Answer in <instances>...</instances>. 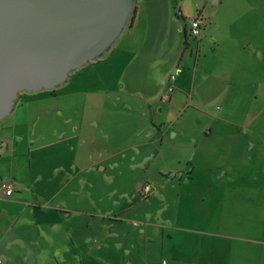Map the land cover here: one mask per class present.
Here are the masks:
<instances>
[{"label":"crops","instance_id":"obj_1","mask_svg":"<svg viewBox=\"0 0 264 264\" xmlns=\"http://www.w3.org/2000/svg\"><path fill=\"white\" fill-rule=\"evenodd\" d=\"M171 2L135 0L132 21L124 28V36L118 37L106 56L91 60L89 71L78 74L73 84L74 90L86 85L84 101L94 114L85 115H94L91 122L100 120H95L99 113H116L122 116L120 122L141 126V130L127 134V143L116 146L117 150L132 148L131 157L137 154L136 161L128 162L136 164L130 166L133 174H148L144 184L150 185V191L142 198H147L151 185L159 180V205L154 212L148 206L144 210L131 209L116 200V187L98 191L91 183L86 186L93 170H110L111 174L103 175L113 184L116 160L110 156L92 159L89 152L84 157L76 155L74 169L65 166L63 171L61 164L42 157L48 142L34 145V129L24 131L28 116L25 102L51 95L38 90L36 95L16 101L8 113L9 122L1 128L5 134L0 138V180L9 177L14 190L7 195L0 187V264H24L29 259L34 264L51 259L57 263L64 258L78 260L83 258L82 252L72 250L79 244L88 245L91 259L96 255L92 245H97L95 251L102 252L98 255L100 264H246L245 248L252 244L258 250L251 264H264V154L258 148L249 150L243 124L231 133L227 122H221L225 117L208 115L210 95L227 83V65L201 66L196 59L193 69L207 76L194 80L190 87L183 83L180 88L178 82L176 88L182 89L181 94L172 93L162 99L169 72L161 68L166 67L168 57L174 67L186 61L183 53L193 45L184 20L182 36L178 33L181 43L177 54L170 52L171 38L177 40L174 23L177 17L184 18L183 10L179 6L175 10ZM198 10L202 14L205 11L204 7ZM203 32L196 42L198 46L203 44ZM116 48L125 52L122 56L126 58L116 60ZM96 63L102 74L116 68L113 87H95L91 72ZM145 68L150 69L149 74ZM69 94L71 101L74 97ZM40 106L37 112L52 115L34 121L40 123L36 126H40L39 133L45 130L39 138L54 128L48 122L59 108L56 102ZM190 106L193 108L188 111ZM202 115L205 120L198 121ZM214 130L219 133L218 140L210 139ZM232 134L244 137V142L232 140ZM120 137L116 129V138ZM57 142L55 138L50 144ZM95 195L97 201H102L101 196L110 198L112 205L96 204ZM131 211L142 217L129 222L131 216L126 213ZM150 225L160 228L159 262L151 258L150 237L129 242V232L139 236Z\"/></svg>","mask_w":264,"mask_h":264},{"label":"rangeland","instance_id":"obj_2","mask_svg":"<svg viewBox=\"0 0 264 264\" xmlns=\"http://www.w3.org/2000/svg\"><path fill=\"white\" fill-rule=\"evenodd\" d=\"M170 4L171 6H176L175 10L177 11V7L179 6L183 10L184 16V18L177 17L176 20L178 22L174 23L177 40L174 41L172 40L173 37L171 38L170 52L175 55L180 47L181 38L178 36V33L182 36L184 20L188 22L189 18L199 12L200 10L198 9L203 7L206 16L202 24L203 30L205 29L204 32L202 31L203 34H205L203 44L199 46L196 45V42L200 40V38L198 37V39H196L189 36L193 45L190 50L188 49L183 53L186 61L180 62L181 72L176 76V79L171 82L173 90L170 94H175L176 92L177 94H181V84L189 83L190 87L194 80L200 81L207 76V73L193 69V62L196 59L199 58L201 66L210 64L212 66L218 65L219 68V66H221L220 63L226 64V74H228L227 83L223 85L225 88L222 89L221 86L220 90L217 89L210 95L207 102L208 115L225 117L226 119H222L221 122H227V128L231 130V133H236L238 124H243L245 133L243 135L248 138L250 144L249 150L258 148L264 154V0H176V2L172 0ZM122 34L120 35L123 37L125 33ZM123 43L124 41L120 44L123 45ZM108 52L109 51H105L101 56L91 60L102 58L103 55L106 56ZM123 53L125 52H119V49L116 48V60L120 61L126 58L122 56ZM91 60L85 63L83 65L84 67H79L81 68L79 71H77L78 69L70 71L67 79L58 84L54 89H41L44 93L51 94L47 99H40L35 102L29 100L25 102V104H28L26 111L28 116L25 117L27 124H25L24 131L27 133L29 130L34 129L35 134L33 140L36 141L34 145L48 142V147L42 150L41 156L47 160H53L55 164H61L62 171L66 170L65 166H68L70 170L74 169L73 159L76 155L84 157V155L89 152L92 159L94 157L100 158L110 156L111 160H116V178L113 184L103 175L104 173L111 174L110 170L107 169L102 173L93 170L91 174H89L86 186H89L91 183L92 188L98 191L101 189L109 190L111 186L116 187V200H119L120 203L126 204L128 207L131 206V209L138 208L144 210V208L148 206L147 208L154 212L160 203L159 190L161 187H159V180H157L154 185H151L152 191L147 198H142L145 197L143 196L142 190L145 185L144 179H146L148 174H138V172L133 174L134 170H130V166L136 164H128V162L136 161L135 157L137 154L131 157L134 154L132 148H124L122 146L123 149L120 148L117 150L118 147L116 146V144L124 145L127 143L125 140L127 134H133L136 129L141 130V126L136 124L130 125L129 122L126 123L125 121L120 122L122 116L116 115V113L115 115L109 114V116H107V114L105 115V113H99L95 120H97V118H100V120L98 122H91L94 120V115H85L94 114L84 101L83 88L86 87V85L82 87L78 86V88L74 90L75 87L73 84H75L78 74L89 71L88 68L92 65ZM104 64L107 63L104 62ZM164 65H166V67L161 68L162 72L164 70V72L168 71L170 73L174 70V63L170 60V57H168ZM99 67L100 65L98 63L93 67V71L91 72V77L93 76L95 79V87H113L116 82V68L112 70L106 69V72L102 74L101 70H98ZM170 68L171 70L169 71ZM147 70L149 71L150 69ZM130 71L132 70L128 71V76H130ZM149 73L150 71L148 74ZM195 74L197 75V79L194 78ZM100 77H103V81ZM99 79H101L100 82ZM224 79L225 78L220 79L219 81L223 82ZM178 82L180 88H176ZM117 85H120V82ZM71 90H73L74 93L70 92ZM36 92L38 91H21L15 103L16 101L19 102L21 98H25L24 96H29V94L36 95ZM62 92L65 94H60ZM69 93H72L74 97L71 101L69 99ZM194 93L193 91L191 94V96H193V100L191 101L192 104L195 101ZM47 102L58 103L59 108H56L58 114L53 113L56 114L55 118L48 122L49 125L54 128H51V131L49 133L47 132L44 137L39 138L40 134L45 133V130L39 133L40 126H36L40 123H35L34 121L37 120L38 117L45 118V116L52 114H46L44 112L39 113L37 112V107H41V103L44 104ZM191 108L193 107L190 106L188 111ZM51 110H53V108L49 109V111ZM9 119L10 117L6 115L0 120V138L1 134H5L1 128L9 122ZM204 120L205 118L203 115L198 118V121ZM218 122L219 121L215 123ZM118 124H120V126H118ZM216 126L215 128H217ZM116 129H119L121 132V137L119 138L121 141L116 138ZM218 134V131L214 130L210 139L218 140L216 136ZM232 136V140L238 139L244 142V140H242L244 137H236L235 134H232L231 137ZM55 138H57L58 142L50 144ZM251 144H253L252 147ZM122 154L127 156L123 158ZM153 187H155V190ZM94 198L98 205H112L110 198H106V196L100 197L102 201H97L96 195ZM87 205H89L88 202ZM133 212L134 211L126 213L129 217L131 216L129 222L133 218L137 220V218L142 217L133 215ZM126 214L122 215L124 216ZM145 236L151 238L150 247L152 248L149 250V252L152 253L151 258L159 262L158 259L161 253L159 251L161 243L159 227L151 226L146 233L139 232V236L135 235L134 231L128 234L129 242L137 240L138 238L143 239ZM87 246H81L80 244L75 245L72 250L74 252L81 251L83 257L81 259L77 260L76 257L64 258L60 259V263L51 259L43 260V263L100 264L101 259L98 255H102V252L99 253V250L95 251L97 245L96 247L92 245L94 253H96L93 259L90 258L88 255L89 252L86 251ZM257 250L258 249L252 244L245 248L247 259L244 261H246V264L254 262ZM24 264L34 263L29 259L28 262Z\"/></svg>","mask_w":264,"mask_h":264},{"label":"water","instance_id":"obj_3","mask_svg":"<svg viewBox=\"0 0 264 264\" xmlns=\"http://www.w3.org/2000/svg\"><path fill=\"white\" fill-rule=\"evenodd\" d=\"M135 0H0V120L21 91L53 89L101 56Z\"/></svg>","mask_w":264,"mask_h":264},{"label":"built area","instance_id":"obj_4","mask_svg":"<svg viewBox=\"0 0 264 264\" xmlns=\"http://www.w3.org/2000/svg\"><path fill=\"white\" fill-rule=\"evenodd\" d=\"M205 21V16L201 11L197 12L191 16L186 25V32L189 36L198 38L202 34L203 22ZM181 71L180 65H175L174 70L169 73L166 79V92L162 96V99L166 100L170 96V92L173 90L171 82L176 79L177 74ZM0 187L4 190L5 194L10 195L14 190V182L9 178H3L0 180ZM150 191V185L147 183L143 187V196H146Z\"/></svg>","mask_w":264,"mask_h":264},{"label":"trees","instance_id":"obj_5","mask_svg":"<svg viewBox=\"0 0 264 264\" xmlns=\"http://www.w3.org/2000/svg\"><path fill=\"white\" fill-rule=\"evenodd\" d=\"M131 21H132V16H131V19H130V21H129V23H131ZM187 44V43H186ZM54 89V88H53Z\"/></svg>","mask_w":264,"mask_h":264}]
</instances>
